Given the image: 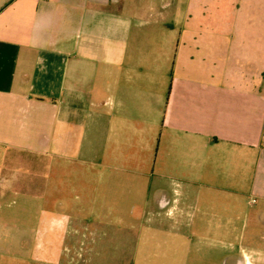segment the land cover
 Returning <instances> with one entry per match:
<instances>
[{
	"label": "crops",
	"instance_id": "crops-1",
	"mask_svg": "<svg viewBox=\"0 0 264 264\" xmlns=\"http://www.w3.org/2000/svg\"><path fill=\"white\" fill-rule=\"evenodd\" d=\"M221 8L218 16V0H0V249L41 250L10 233L42 231L47 195L66 217V228L55 222L64 240L86 230L80 217L91 212L61 207L62 194L85 197L87 184L58 180L59 151H88L95 155L80 166L129 174L142 153L149 175L99 183L129 184L136 197L146 179V208L175 222L186 199L201 198L193 185L264 205V0ZM124 211L136 215L137 200Z\"/></svg>",
	"mask_w": 264,
	"mask_h": 264
},
{
	"label": "rangeland",
	"instance_id": "rangeland-1",
	"mask_svg": "<svg viewBox=\"0 0 264 264\" xmlns=\"http://www.w3.org/2000/svg\"><path fill=\"white\" fill-rule=\"evenodd\" d=\"M221 2L218 0V16L224 15ZM57 154L52 160L57 163L58 180L83 178L86 181L85 197H75L80 193L78 189L67 190L68 193L61 197L63 209L74 212V209L84 208L91 212L80 217L86 230L64 240L65 231L55 222L61 220V227L66 228V217L55 214L54 200H49L47 195V200L42 198L41 201L45 214L42 231L36 235L30 231L10 233L14 239L25 235L31 244L40 243L41 250L34 253L33 245L24 252L15 245H6L8 248L0 249V264H264V205L261 201L249 204L251 199L243 197L235 202L227 195L211 198L205 194V187L193 185L192 190L202 189L201 198L191 195L186 199L184 213L175 222L163 215H153L151 208H146L147 202H151L142 198L147 188L142 182L146 179L139 178L142 181H139L136 197L128 192L131 185L106 182L108 178L132 176L134 172L139 177L149 175L150 167L142 153L137 154L136 162H131L132 174L129 169L119 173L108 168L99 169L96 164L80 166L81 158L90 159L95 155L88 151H59ZM48 160L43 155L42 195L49 191ZM100 178L106 179L104 184L99 183ZM134 198L138 202V213L130 216L124 210ZM78 254L82 257L77 258Z\"/></svg>",
	"mask_w": 264,
	"mask_h": 264
},
{
	"label": "flooded vegetation",
	"instance_id": "flooded-vegetation-1",
	"mask_svg": "<svg viewBox=\"0 0 264 264\" xmlns=\"http://www.w3.org/2000/svg\"><path fill=\"white\" fill-rule=\"evenodd\" d=\"M237 261H238V257L236 256V257H235V262H237ZM235 262H234V263H235Z\"/></svg>",
	"mask_w": 264,
	"mask_h": 264
}]
</instances>
